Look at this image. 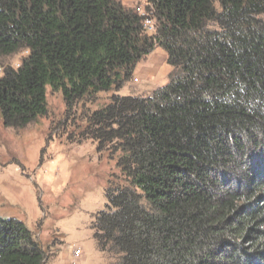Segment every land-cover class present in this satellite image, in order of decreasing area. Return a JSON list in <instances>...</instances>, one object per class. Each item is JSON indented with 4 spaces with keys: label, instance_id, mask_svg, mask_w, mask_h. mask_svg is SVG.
<instances>
[{
    "label": "trees",
    "instance_id": "trees-1",
    "mask_svg": "<svg viewBox=\"0 0 264 264\" xmlns=\"http://www.w3.org/2000/svg\"><path fill=\"white\" fill-rule=\"evenodd\" d=\"M157 18L150 33L140 14ZM0 0V118L22 128L121 88L156 46L170 81L114 94L85 114L78 140L114 160L94 215L113 264H264V0ZM51 254L16 215L0 216V264Z\"/></svg>",
    "mask_w": 264,
    "mask_h": 264
},
{
    "label": "rangeland",
    "instance_id": "rangeland-1",
    "mask_svg": "<svg viewBox=\"0 0 264 264\" xmlns=\"http://www.w3.org/2000/svg\"><path fill=\"white\" fill-rule=\"evenodd\" d=\"M122 1L145 11L146 0ZM27 55L24 49L0 57V66L17 68ZM149 63L150 57L143 58L121 88L101 91L72 111L62 92L49 86L46 115L22 128L5 126L0 118V216H19L35 230L51 254L46 264L115 262L116 257L100 247L92 225L94 214L105 206L110 175L119 169L107 153H99L96 142L79 141L78 132L85 114L102 107L112 95H147L170 81L173 67L167 59L143 72L142 66L150 67ZM76 248L82 252L78 263Z\"/></svg>",
    "mask_w": 264,
    "mask_h": 264
},
{
    "label": "built area",
    "instance_id": "built-area-1",
    "mask_svg": "<svg viewBox=\"0 0 264 264\" xmlns=\"http://www.w3.org/2000/svg\"><path fill=\"white\" fill-rule=\"evenodd\" d=\"M142 16L143 19V24L145 26V28L150 32V33H156L157 32V28H158V22H157V18L154 16L153 13H150V11H146L145 14H140ZM81 248H76L73 251V255L78 258L76 259V263L79 262V258L81 256Z\"/></svg>",
    "mask_w": 264,
    "mask_h": 264
},
{
    "label": "crops",
    "instance_id": "crops-1",
    "mask_svg": "<svg viewBox=\"0 0 264 264\" xmlns=\"http://www.w3.org/2000/svg\"><path fill=\"white\" fill-rule=\"evenodd\" d=\"M141 12L144 13L145 11H143L141 9ZM157 49H160V50H157ZM152 54H154L152 56ZM148 58L150 57L151 59V63L150 64V67H147V66H142V71L143 72H148L150 71L153 66L155 65L156 67L159 66L160 64H162L164 61H166L167 59V54L166 52L163 50L162 47L160 46H156V48L154 49V51H152V53L150 55L147 56ZM154 70V68H153Z\"/></svg>",
    "mask_w": 264,
    "mask_h": 264
},
{
    "label": "bare ground",
    "instance_id": "bare-ground-1",
    "mask_svg": "<svg viewBox=\"0 0 264 264\" xmlns=\"http://www.w3.org/2000/svg\"><path fill=\"white\" fill-rule=\"evenodd\" d=\"M2 73H3V67L0 66V74H2Z\"/></svg>",
    "mask_w": 264,
    "mask_h": 264
}]
</instances>
